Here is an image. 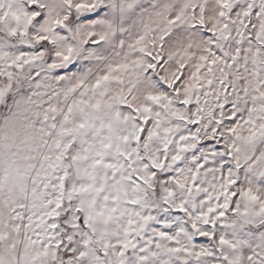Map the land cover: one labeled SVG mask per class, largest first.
<instances>
[{"label": "snow or ice", "instance_id": "obj_1", "mask_svg": "<svg viewBox=\"0 0 264 264\" xmlns=\"http://www.w3.org/2000/svg\"><path fill=\"white\" fill-rule=\"evenodd\" d=\"M0 264H264V0H0Z\"/></svg>", "mask_w": 264, "mask_h": 264}]
</instances>
